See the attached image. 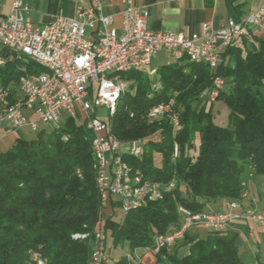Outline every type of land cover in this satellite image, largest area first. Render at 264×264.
Here are the masks:
<instances>
[{"label": "trees", "instance_id": "trees-1", "mask_svg": "<svg viewBox=\"0 0 264 264\" xmlns=\"http://www.w3.org/2000/svg\"><path fill=\"white\" fill-rule=\"evenodd\" d=\"M246 37L243 34L220 54L214 72L186 59L158 68L155 80L161 89L156 94L151 92L155 80L145 71L120 75L128 86L109 120V137L122 144L143 142L141 159L123 158L141 171L143 181H175V188L161 200L126 215L111 200L105 215L93 169L92 135L70 117L51 133L42 129L35 140H16L0 153V264H36L31 253L40 254L47 264H89L99 232L106 249L109 240L112 249L126 245L131 253L150 248L155 236L178 228L179 207L191 213L211 211L219 201L248 207L242 194L249 174L264 177V40ZM34 72L42 69L32 62L8 63L0 67V87L13 85L12 95L17 96L15 84ZM216 76L227 90L214 102L202 101ZM169 99L179 114L176 130L165 118L148 117L150 108ZM217 101L228 109L226 127L213 122L212 105ZM196 137L200 144L193 153ZM154 153L161 156L158 167ZM79 233L89 238H71ZM184 238L187 257H177L178 247L162 248L154 264H244L231 232L208 231L199 238L188 231ZM127 263V257L115 262Z\"/></svg>", "mask_w": 264, "mask_h": 264}, {"label": "built area", "instance_id": "built-area-1", "mask_svg": "<svg viewBox=\"0 0 264 264\" xmlns=\"http://www.w3.org/2000/svg\"><path fill=\"white\" fill-rule=\"evenodd\" d=\"M101 4L102 0H88L86 6L77 5L75 18H57L51 24L34 26L26 19L27 6L21 0L13 2L8 15L0 21V63L7 65L23 59L52 68V76H26L18 80L15 93H21L19 110L0 115V128H5L8 134L23 126L37 132L40 126L56 125L62 114L84 125L95 139V154L99 159V183L96 186L101 206L104 208L112 203L111 200H116L119 212L126 215L136 205H128L125 183H133L137 205L145 206L152 202V191L162 192L165 186H159V182L145 181L144 188H135L136 179H143L140 170H137V175L127 176L124 182H117L116 156L120 152H129L142 158L144 150L141 140L122 144L105 138L114 90L124 83L120 75L145 71L152 77L147 70L152 59L162 50L174 62L186 59L190 63H203L214 72L220 63V54L239 39L246 29L264 30V11L259 9L250 13L239 23L228 20L218 30L204 23L200 33L183 35L147 29L148 12L134 7L131 0H126L127 6L122 12L118 31L111 26L112 17L101 14ZM90 33L97 36L91 37ZM158 88L157 81H154L151 92ZM223 89L224 80L214 77L208 91L209 101L214 102ZM8 100L6 86H2L0 105H5ZM171 100H168V109L163 110V117L159 119H167L173 130H176L175 119L170 115ZM101 109L105 111L104 116L98 115ZM125 167L128 169L131 166L125 162ZM170 182L173 190L175 181ZM242 196L245 198L247 194L243 193ZM179 208L182 222L175 237L185 236L190 228L198 225L208 231H222L233 220L243 221L249 229L257 225L264 234V207L256 211L242 207L236 201V206L226 203L225 212L191 213ZM172 239L174 237L155 236L153 245L146 249H153L154 256L162 248L171 247ZM96 240L90 257L92 264H105L104 234L99 232ZM128 262L135 264L130 256Z\"/></svg>", "mask_w": 264, "mask_h": 264}, {"label": "crops", "instance_id": "crops-1", "mask_svg": "<svg viewBox=\"0 0 264 264\" xmlns=\"http://www.w3.org/2000/svg\"><path fill=\"white\" fill-rule=\"evenodd\" d=\"M15 0H0V21L9 13ZM28 8L26 19L34 26H45L53 23L57 18H75L77 5H87L88 0H21ZM132 5L148 12L146 27L152 31H162L171 34L190 35L200 33L204 23H209L213 30L220 29L228 20L235 23L241 22L247 15L259 9L264 11V0H131ZM126 0H102L101 14L112 17L111 26L119 31L121 26L122 12L126 9ZM96 37V34H89ZM244 35L247 41L250 37L264 40V30L260 28H248ZM164 51V50H162ZM159 51L152 59L147 72H152L151 79L155 80L158 68L170 65L152 67ZM166 52V51H164ZM167 53V52H166ZM156 81V80H155ZM127 85V83H125ZM98 115H101L99 113ZM2 136H9L5 128H0ZM2 139V137H1ZM0 139V140H1ZM13 145V144H12ZM10 147H6L4 152ZM246 206L261 211L264 207V177L253 176L247 181ZM233 202V201H232ZM227 205L229 206L230 203ZM225 212L226 201H219L211 206V211ZM243 222V221H242ZM240 220L229 222L226 231L236 235V246L239 259L244 264H264V234L260 233L259 227L249 229ZM258 227V228H257ZM208 230L205 229L203 236L195 230L190 235L205 238ZM133 259L136 263L154 264L155 258L148 249L134 251ZM189 255V245L177 250L179 259Z\"/></svg>", "mask_w": 264, "mask_h": 264}, {"label": "bare ground", "instance_id": "bare-ground-1", "mask_svg": "<svg viewBox=\"0 0 264 264\" xmlns=\"http://www.w3.org/2000/svg\"><path fill=\"white\" fill-rule=\"evenodd\" d=\"M183 59H178V62L182 61ZM189 62V60H187ZM196 64H203V63H196ZM37 65L39 68L42 69V72H34V73H29L26 75H23L20 77L19 80H23L26 78V76L28 78H40V77H44V76H52V68L49 67H41L38 64ZM206 66H208L209 69L210 66L207 64H204ZM4 65H2L0 63V67H2ZM151 75H153V71L151 72ZM157 85H159V88L157 90H152L155 94L158 93L161 89V86L159 84V82H157ZM125 83H123V86H116V89L114 90V95H113V99L111 101L110 104V116L107 119V123H106V131H105V138H107L108 141H117L114 138L109 137V120L110 118L113 116L115 109L117 107L119 98L121 96L122 93H124V91L126 90L125 88ZM0 89H2V87H0ZM13 89V85H9L8 87H6V96H9V98H14V102H10V100L6 101L5 105H0V115H8V114H12L15 111L19 110V105H20V100H21V93H18L17 96H13L12 94V90ZM174 100H171V104H170V115L173 116V118L175 119L176 122V129L179 127V114L174 110ZM155 108H158L160 110H156L154 111ZM168 109V101L166 103L163 104H159L156 105L152 108H150L149 112H148V117L150 119H156L159 117H163V110H167ZM138 141V140H137ZM91 149L93 152V159H94V164H93V169L95 171L96 174V184L99 183V159L96 157L95 154V139L94 137H91ZM144 154V150H142V156ZM126 155L130 158H135V159H141L139 158V155L135 154V153H129V152H120V154H118L116 156V161H115V170L117 172V182H124L125 178H127V176H133V175H137V169H134L132 167H129L128 169H126L125 167V160L123 158V156ZM141 178H142V173H141ZM159 186H165V189L161 190H153L152 191V202L154 201H158L162 199V196L164 195L165 192L171 191L172 190V182L169 183H160L159 182ZM145 187V181H143V179H136L135 181V188H144ZM125 196L126 199H128V205H136V207L133 208V210L139 209L141 207H144L145 205H137V198L136 196H134V191H133V183H125ZM161 197V199H160ZM229 206H236L235 203H230ZM179 212L181 213V209L179 208ZM177 228L171 230L170 232H167L165 234H161V235H157L159 237H174V239H172V245H174V243L183 238V236H177ZM151 253L153 254V249H150ZM39 254H35V257H38ZM107 261V258H106ZM92 264L91 258H90V263Z\"/></svg>", "mask_w": 264, "mask_h": 264}, {"label": "rangeland", "instance_id": "rangeland-1", "mask_svg": "<svg viewBox=\"0 0 264 264\" xmlns=\"http://www.w3.org/2000/svg\"><path fill=\"white\" fill-rule=\"evenodd\" d=\"M174 61H173V59H172V57L168 54V53H166V52H164V51H162V52H160L159 54H158V56L156 57V60L152 63V67H157V66H160V65H164V64H166V63H173ZM127 86L128 85H126L125 84V89L127 90ZM224 91L225 90H227V87H224V89H223ZM201 99H202V101H204V102H207V103H209V99H210V97H209V92L208 91H206L204 94H202V96H201ZM100 112L99 113H101V115L102 116H104L105 115V111H104V109H101V110H99ZM228 109L226 108V106L222 103V102H220V101H217V102H215L213 105H212V115H213V122L216 124V125H219V126H222V127H226L227 125H228ZM67 118V115L66 114H62L61 115V118H60V120L58 121V123L56 124V125H52V126H40L39 128H38V131L37 132H34V131H32L29 127H27V126H23V127H21V128H18V129H16L14 132H12V133H9L10 135L7 137V136H2V133L0 132V139H1V137H2V139L0 140V153H2V152H4V150L6 149V147H11L12 146V144L16 141V140H20V141H32V140H35L36 139V137H37V133L39 132V131H41L42 129L47 133V134H49V133H51L52 131H53V129H55V128H60V127H62L63 125H64V122H65V119ZM6 132H7V130H6ZM8 133V132H7ZM199 144H200V142H199V138L198 137H196L195 138V141H194V150H193V153H196V151L198 150V148H199ZM175 147H176V149H178L177 148V146L175 145ZM177 152H178V150H177ZM153 160H154V165L155 166H160V164H161V156L158 154V153H154V155H153ZM250 172L252 173L253 172V167H250ZM253 176L251 175V174H249V178L251 179ZM244 193H246L247 195H248V193H247V189H246V191L244 192ZM247 197V196H246ZM246 198H244L243 200H242V202H243V205L244 206H246V200H245ZM233 203H235L236 204V201H233ZM102 207V206H101ZM111 207H112V204H109L108 206H106V207H104V208H102V210H103V213L105 214V215H107V214H109V212L111 211ZM254 209V208H253ZM263 209V208H262ZM255 210V209H254ZM215 211V210H214ZM181 214V213H180ZM117 215V214H116ZM231 222V221H230ZM242 222V221H241ZM245 226H247V224H245L244 222H242ZM229 224V223H228ZM228 224L225 226V229L224 230H226V228H227V226H228ZM256 226L257 225H253L252 226V229H254V228H256ZM258 228V227H257ZM197 231V234L199 233V235L200 236H203V233H204V231H205V228L203 227V226H201V225H198V226H193L192 228H190V230H189V233H192L193 234V232L194 231ZM259 231H260V233H262L261 232V229L259 228ZM185 236H183V238H181V239H179V240H177L175 243H174V245H172L171 247H169V248H172V247H178V249L179 248H181V247H184L185 246V238H184ZM71 238L73 239V240H75V241H83V240H86L87 238H89V235L88 234H86V233H79V234H73L72 236H71ZM94 247V246H93ZM136 250H141V249H136ZM144 250V249H143ZM148 250H150V249H148ZM135 251V250H134ZM134 251L133 252H128V250L126 249V245H123V247L122 248H117V249H112L111 247H110V241L109 240H107V249H106V256H107V261H106V263L105 264H115V262H118V261H120L122 258H124V257H129L130 256V258L131 257H134ZM151 252V251H150ZM36 254H38V253H36ZM35 254H33V253H31V259L36 263V264H39V262H42L43 264H47V260L46 259H44L43 257H41V258H39V256L38 257H35L34 256ZM40 255V254H39ZM132 260H134V263L135 264H141V263H136V259H133L132 258ZM127 264H129V262L127 263ZM132 264V263H131Z\"/></svg>", "mask_w": 264, "mask_h": 264}]
</instances>
